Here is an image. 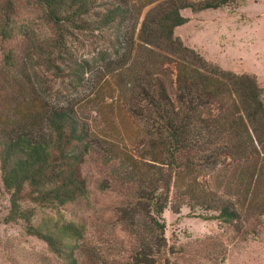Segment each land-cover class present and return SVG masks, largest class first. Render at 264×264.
I'll list each match as a JSON object with an SVG mask.
<instances>
[{
    "label": "trees",
    "instance_id": "1",
    "mask_svg": "<svg viewBox=\"0 0 264 264\" xmlns=\"http://www.w3.org/2000/svg\"><path fill=\"white\" fill-rule=\"evenodd\" d=\"M17 1L0 0L4 223L21 222L59 264H171L165 208L184 206L233 231L264 215V101L255 76L220 68L173 34L187 21L180 10L236 0H24L44 18L39 33L12 24ZM85 40L95 50L80 58ZM44 71L65 94L45 83ZM85 87L91 112L113 89L100 127L69 95ZM93 154L102 184L115 190L114 221L127 241H118L112 262L87 249L80 223L60 215L32 221L35 207L87 198L82 169Z\"/></svg>",
    "mask_w": 264,
    "mask_h": 264
},
{
    "label": "rangeland",
    "instance_id": "2",
    "mask_svg": "<svg viewBox=\"0 0 264 264\" xmlns=\"http://www.w3.org/2000/svg\"><path fill=\"white\" fill-rule=\"evenodd\" d=\"M15 5L12 24L25 26L36 33L44 30V18L39 11L24 0ZM180 14L187 21L174 28V36L222 69L254 75L264 101V0H236L226 6L200 11L186 8L180 10ZM18 42L12 41L9 45L14 47ZM93 48L90 41H83L77 51L78 57L89 58L94 53ZM15 55L19 60L17 50ZM50 73H42L45 83H51L56 93L65 94L59 78L54 80ZM112 91V88L102 91L100 104L95 108L98 112H91L89 108L88 87L79 90L75 96L69 95L78 99V106L84 111L80 114L95 118L94 126L100 127L102 110L113 104L109 97L113 95ZM96 158L95 154L87 158L82 169L88 184L87 198L57 210L35 207L32 221L46 215H60L64 220L80 223L87 249L97 252L102 261L112 262L119 259L121 246L118 241H122L121 245L127 241L114 221L115 190L102 184L104 168ZM6 207V196L0 188V264H59L42 240L24 232L21 222L2 221ZM161 219L165 240L175 252L171 264H264V215L244 218L238 231L215 220L195 217L184 206L177 213L165 208ZM112 241L116 243L114 248L109 246Z\"/></svg>",
    "mask_w": 264,
    "mask_h": 264
}]
</instances>
